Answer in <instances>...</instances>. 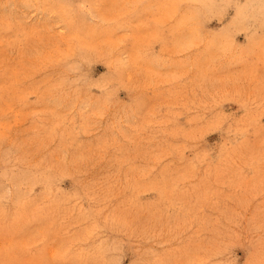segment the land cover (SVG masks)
Segmentation results:
<instances>
[{
	"label": "rangeland",
	"instance_id": "rangeland-1",
	"mask_svg": "<svg viewBox=\"0 0 264 264\" xmlns=\"http://www.w3.org/2000/svg\"><path fill=\"white\" fill-rule=\"evenodd\" d=\"M0 264H264V0H0Z\"/></svg>",
	"mask_w": 264,
	"mask_h": 264
}]
</instances>
